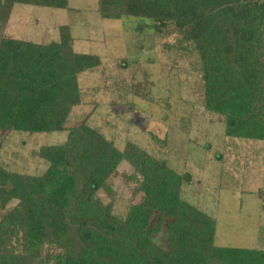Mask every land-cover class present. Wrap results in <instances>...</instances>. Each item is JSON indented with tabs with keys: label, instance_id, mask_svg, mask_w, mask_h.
<instances>
[{
	"label": "trees",
	"instance_id": "1",
	"mask_svg": "<svg viewBox=\"0 0 264 264\" xmlns=\"http://www.w3.org/2000/svg\"><path fill=\"white\" fill-rule=\"evenodd\" d=\"M18 3L71 9L70 0H0V131L68 135L37 152L49 162L42 175L0 163V205L17 200L0 220V264H264V249L216 243V218L181 195L189 174L70 122L79 74L101 57L75 51L69 24L45 43L3 35ZM98 13L181 34L199 54L205 107L224 117L226 134L264 140V0H98ZM124 161L143 199L122 215L112 180Z\"/></svg>",
	"mask_w": 264,
	"mask_h": 264
},
{
	"label": "rangeland",
	"instance_id": "2",
	"mask_svg": "<svg viewBox=\"0 0 264 264\" xmlns=\"http://www.w3.org/2000/svg\"><path fill=\"white\" fill-rule=\"evenodd\" d=\"M70 6L18 3L2 33L45 43L58 39L62 25H72L75 51L99 55L101 64L79 74L82 102L70 122L87 121L120 149L134 142L189 174L181 195L216 218L218 245L264 249V140L228 136L224 117L205 107L202 62L194 46L175 30H155L148 18L103 19L98 0H70ZM67 135L2 130L0 163L42 175L49 162L37 152L64 143ZM118 171L114 206L125 215L143 194L136 191L132 165L124 161ZM16 203L0 205V220Z\"/></svg>",
	"mask_w": 264,
	"mask_h": 264
},
{
	"label": "crops",
	"instance_id": "3",
	"mask_svg": "<svg viewBox=\"0 0 264 264\" xmlns=\"http://www.w3.org/2000/svg\"><path fill=\"white\" fill-rule=\"evenodd\" d=\"M72 31H73V29H72ZM58 38H59V36H58ZM74 40H75V38H74ZM75 43H76V42L73 41V45H74V46H75ZM76 51L78 52V51H80V50H76Z\"/></svg>",
	"mask_w": 264,
	"mask_h": 264
}]
</instances>
